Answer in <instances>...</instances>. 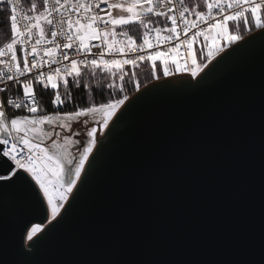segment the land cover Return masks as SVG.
Instances as JSON below:
<instances>
[{"label": "water", "instance_id": "95a60500", "mask_svg": "<svg viewBox=\"0 0 264 264\" xmlns=\"http://www.w3.org/2000/svg\"><path fill=\"white\" fill-rule=\"evenodd\" d=\"M253 36L195 88L178 74L131 95L89 158L88 183L30 257L20 229L46 224V202L44 216L30 199L11 203L0 264H264V39Z\"/></svg>", "mask_w": 264, "mask_h": 264}, {"label": "snow or ice", "instance_id": "6c2138e0", "mask_svg": "<svg viewBox=\"0 0 264 264\" xmlns=\"http://www.w3.org/2000/svg\"><path fill=\"white\" fill-rule=\"evenodd\" d=\"M21 3L6 2L10 39L0 47V83L11 82L17 88L15 98L0 101V215L6 217L10 204L18 199H30L44 216L46 202L44 218L51 225L47 232L61 223L88 183L92 174L89 158L96 160L94 148L101 151L97 148L98 131L111 132L110 121L129 99L125 95L99 106L61 112L65 95L68 100L73 97L70 83L80 89L83 82V87L90 89L92 81L101 84L99 75L111 90H117L118 79L122 92L129 76L127 68L133 70L130 79L135 82L134 70L147 64L152 79L159 80L160 72L164 77L186 73L196 84L187 80L178 83L195 88L212 71L197 80L208 67L197 59L210 63L239 41L247 45L251 41L245 36L253 31L259 33L253 40L264 39V0H198L190 5L185 0H42L30 2L27 9ZM159 19L165 23L158 25ZM131 25L142 30L139 40L125 30ZM198 42L201 49L194 56L193 45ZM38 87L45 94L51 91L54 113H47L38 104ZM5 91L0 87V93ZM6 107L26 114L14 113L9 118ZM89 120L98 124L99 130L88 127ZM74 123L84 131H76ZM85 134L86 145L72 138ZM100 143L103 147V141ZM42 231L43 220L30 229L27 225L20 229L21 236L26 232L32 242L27 250L17 244L21 255H33L47 235L45 232L34 240Z\"/></svg>", "mask_w": 264, "mask_h": 264}, {"label": "trees", "instance_id": "16d2710c", "mask_svg": "<svg viewBox=\"0 0 264 264\" xmlns=\"http://www.w3.org/2000/svg\"><path fill=\"white\" fill-rule=\"evenodd\" d=\"M30 2H38L41 3L40 0H23V5L25 9L29 6ZM198 2V0H185L186 5H190L193 3ZM9 12L6 7V2L0 1V24H3V27H0V47L7 42L10 39V26L7 24V16ZM156 20L157 18H153ZM165 21L163 19L158 20V25H163ZM126 31H129V33L139 40L141 36V29L138 28L136 25H131L125 29ZM254 32V31H253ZM222 44L223 42L217 41V44ZM196 43L194 45V56L200 51V45ZM197 62L200 63L199 59H197ZM203 62V61H202ZM201 62V63H202ZM157 63H159L157 61ZM129 72V76L125 77V80L123 82V91H119V87L121 85V82L117 79V90H111L106 87V82L103 81V78L98 75L97 79L101 80V84H97L95 81H92V86L90 89H85L83 87V82L80 89H76L72 87L71 83L69 85L70 91L73 93L72 100H68L67 96L65 95V104L61 108V112H68L75 110L76 107H86V106H92L96 105L99 106L100 104L114 102L116 99H122L123 96L127 95L130 97L133 95L136 90V83L139 84V89L145 86L146 84L154 81L151 76V68L149 65L144 64L140 68L135 69L136 72V81L133 82L130 79L131 72L133 71L130 67L127 68ZM160 78H163L162 72L159 73ZM87 82V81H84ZM16 86L11 85L8 88V92L5 95V97H8L16 93ZM61 93L64 95L63 88H61ZM36 95L39 98L40 101V107L44 108L47 113H52L53 111H56V109L51 105L50 101L52 98V93L49 90L46 94L45 91L41 88H37ZM9 117L15 113L16 111L8 110Z\"/></svg>", "mask_w": 264, "mask_h": 264}, {"label": "built area", "instance_id": "2783aa9c", "mask_svg": "<svg viewBox=\"0 0 264 264\" xmlns=\"http://www.w3.org/2000/svg\"><path fill=\"white\" fill-rule=\"evenodd\" d=\"M0 1L7 2V0H0ZM40 1H41V3H42V0H40ZM176 2L178 3V0H176ZM21 7L25 8L24 5H23V0H22V3H21ZM201 39H202V38H201ZM193 53H194V45H193ZM180 59H184V57H180ZM0 67H2V66H0ZM44 70L46 71L47 69L45 68ZM183 74H186V73H183ZM11 85H13L11 82H9V83H7V84H5V83H0V87L6 88V91H5V92L0 93V101H4V102L6 103V100H7L10 96H11L12 98H15V96H16L17 94H13V95H10V96H8V97H5V95H6L7 92H8V88H9ZM15 90H16V93H17V88H16ZM21 94H22V93H21ZM36 96H37V95H36ZM37 102H38V104L40 105V101H39V98H38V97H37ZM8 110L16 111V110H14V109H11V108H9V107H6V113H7L8 117H9ZM16 112H17V111H16ZM17 114H26V113H24L23 110H19V111L17 112ZM9 118H10V117H9ZM69 198H70V196H69ZM65 206H66V204H65ZM62 210H63V209H61V211H62Z\"/></svg>", "mask_w": 264, "mask_h": 264}, {"label": "flooded vegetation", "instance_id": "af4514ba", "mask_svg": "<svg viewBox=\"0 0 264 264\" xmlns=\"http://www.w3.org/2000/svg\"><path fill=\"white\" fill-rule=\"evenodd\" d=\"M54 112L55 111H53L52 113H54ZM92 123H93V121L89 120L87 126L88 127H92ZM73 127L76 129V131H79V132H83L84 131L83 127L77 126L75 123L73 124ZM72 138L75 139V140H77V141L83 140L85 142V145L87 143V136H86V134L83 135V136H73ZM71 150L73 151L74 154L78 155V152H77V149L76 148H73Z\"/></svg>", "mask_w": 264, "mask_h": 264}, {"label": "rangeland", "instance_id": "374dc122", "mask_svg": "<svg viewBox=\"0 0 264 264\" xmlns=\"http://www.w3.org/2000/svg\"><path fill=\"white\" fill-rule=\"evenodd\" d=\"M219 44V43H218ZM198 45H200L201 46V44L199 43ZM200 49H201V47H200ZM227 49V48H226ZM200 61V63L202 62L201 60H199ZM202 63H209L208 61H206V60H204ZM182 75H187V74H182ZM188 76V75H187ZM189 77V76H188ZM119 111V109L117 110V112ZM114 118V117H113ZM113 120V119H112ZM92 121V120H91ZM110 123H111V121H110ZM92 127H97L98 128V130H99V125L98 124H96L94 121H93V123H92ZM105 132H106V130H103V131H98V133H97V136H96V139H97V141H99V139L105 134ZM48 221V220H47ZM47 224H48V222H46ZM46 224V225H47ZM45 225V226H46ZM44 226V227H45ZM44 227H43V229H44ZM40 233V232H39ZM38 234V233H37Z\"/></svg>", "mask_w": 264, "mask_h": 264}, {"label": "bare ground", "instance_id": "6f19581e", "mask_svg": "<svg viewBox=\"0 0 264 264\" xmlns=\"http://www.w3.org/2000/svg\"><path fill=\"white\" fill-rule=\"evenodd\" d=\"M47 222H48V221H47ZM46 224H47V223H46ZM46 224H44L43 227H44ZM26 239H27V234H26Z\"/></svg>", "mask_w": 264, "mask_h": 264}]
</instances>
